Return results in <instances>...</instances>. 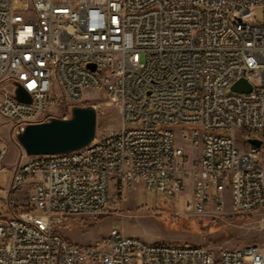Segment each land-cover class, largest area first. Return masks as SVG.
<instances>
[{
	"label": "built area",
	"instance_id": "built-area-1",
	"mask_svg": "<svg viewBox=\"0 0 264 264\" xmlns=\"http://www.w3.org/2000/svg\"><path fill=\"white\" fill-rule=\"evenodd\" d=\"M241 80L250 93L232 90ZM100 89L119 105V129L76 151L25 155L0 185V264H264L255 245L144 247L116 228L78 244L56 229L109 214L140 185L166 201L188 186L185 208L198 216L264 212V0H0V122L18 135L67 119ZM238 130L261 147H239ZM6 155L0 145L4 180Z\"/></svg>",
	"mask_w": 264,
	"mask_h": 264
},
{
	"label": "rangeland",
	"instance_id": "rangeland-1",
	"mask_svg": "<svg viewBox=\"0 0 264 264\" xmlns=\"http://www.w3.org/2000/svg\"><path fill=\"white\" fill-rule=\"evenodd\" d=\"M260 19L262 13L259 12ZM82 106H95L98 113L97 132L117 130L121 125L118 103L108 97L104 89L87 90ZM58 110L60 107H56ZM176 146L184 147L190 159L200 156L198 149L186 147L182 131H176ZM237 144L244 147L252 135L241 130L236 133ZM0 145L7 148L3 166L7 169L3 186L10 183L12 171L23 161L25 153L17 140L12 125L0 122ZM264 166V145L261 148ZM190 188L166 201L159 194L140 185L117 196V204L107 215L75 216L67 218L58 232L71 242L90 244L104 237L114 228L124 235L139 237L150 244L197 245L213 251L240 249L249 245L264 248V212L237 214L228 208L219 215L198 216L185 208ZM22 210V207L21 209Z\"/></svg>",
	"mask_w": 264,
	"mask_h": 264
},
{
	"label": "water",
	"instance_id": "water-1",
	"mask_svg": "<svg viewBox=\"0 0 264 264\" xmlns=\"http://www.w3.org/2000/svg\"><path fill=\"white\" fill-rule=\"evenodd\" d=\"M232 90L250 93L252 86L245 80L234 84ZM16 98L30 102L31 97L19 87ZM98 113L94 106H75L70 118H52L49 122L28 125L17 135L19 145L26 156L56 155L79 150L96 137ZM249 143L260 148L261 142L250 139Z\"/></svg>",
	"mask_w": 264,
	"mask_h": 264
},
{
	"label": "bare ground",
	"instance_id": "bare-ground-1",
	"mask_svg": "<svg viewBox=\"0 0 264 264\" xmlns=\"http://www.w3.org/2000/svg\"><path fill=\"white\" fill-rule=\"evenodd\" d=\"M140 243H142L144 245V247H168V244H162V245L150 244L149 242H147L141 238H140ZM172 247H181V245L172 244ZM254 255H255V258L264 259V248L260 247L258 245H255Z\"/></svg>",
	"mask_w": 264,
	"mask_h": 264
},
{
	"label": "crops",
	"instance_id": "crops-1",
	"mask_svg": "<svg viewBox=\"0 0 264 264\" xmlns=\"http://www.w3.org/2000/svg\"><path fill=\"white\" fill-rule=\"evenodd\" d=\"M0 185L3 186L2 181L0 182ZM28 195H29V193H28V187H26L23 191L17 193V196H16L17 204L18 205H21V206H24L27 203Z\"/></svg>",
	"mask_w": 264,
	"mask_h": 264
}]
</instances>
